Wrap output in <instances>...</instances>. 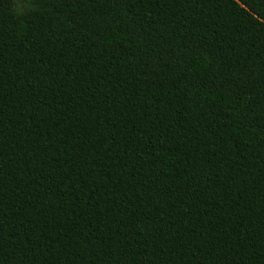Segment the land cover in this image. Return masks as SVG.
Instances as JSON below:
<instances>
[{
    "label": "trees",
    "instance_id": "16d2710c",
    "mask_svg": "<svg viewBox=\"0 0 264 264\" xmlns=\"http://www.w3.org/2000/svg\"><path fill=\"white\" fill-rule=\"evenodd\" d=\"M0 264H264V0H0Z\"/></svg>",
    "mask_w": 264,
    "mask_h": 264
}]
</instances>
